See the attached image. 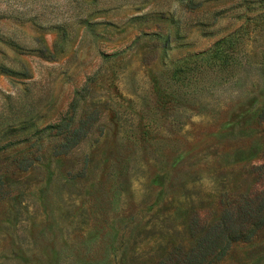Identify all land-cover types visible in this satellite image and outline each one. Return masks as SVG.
I'll return each mask as SVG.
<instances>
[{
	"label": "rangeland",
	"instance_id": "rangeland-1",
	"mask_svg": "<svg viewBox=\"0 0 264 264\" xmlns=\"http://www.w3.org/2000/svg\"><path fill=\"white\" fill-rule=\"evenodd\" d=\"M0 264H264V0H0Z\"/></svg>",
	"mask_w": 264,
	"mask_h": 264
},
{
	"label": "trees",
	"instance_id": "trees-1",
	"mask_svg": "<svg viewBox=\"0 0 264 264\" xmlns=\"http://www.w3.org/2000/svg\"><path fill=\"white\" fill-rule=\"evenodd\" d=\"M227 237V236H226ZM230 237V236H229ZM228 238V237H227ZM229 239V238H228Z\"/></svg>",
	"mask_w": 264,
	"mask_h": 264
}]
</instances>
